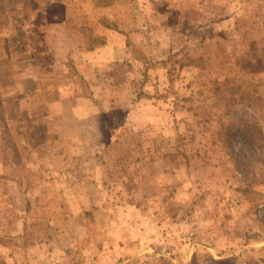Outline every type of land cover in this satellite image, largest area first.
<instances>
[{
	"label": "rangeland",
	"instance_id": "rangeland-1",
	"mask_svg": "<svg viewBox=\"0 0 264 264\" xmlns=\"http://www.w3.org/2000/svg\"><path fill=\"white\" fill-rule=\"evenodd\" d=\"M0 264H264V0H0Z\"/></svg>",
	"mask_w": 264,
	"mask_h": 264
}]
</instances>
